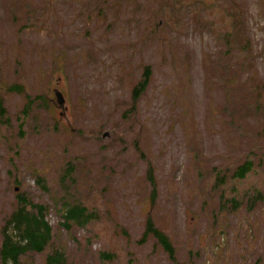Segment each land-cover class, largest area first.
Returning a JSON list of instances; mask_svg holds the SVG:
<instances>
[{"label":"rangeland","instance_id":"rangeland-1","mask_svg":"<svg viewBox=\"0 0 264 264\" xmlns=\"http://www.w3.org/2000/svg\"><path fill=\"white\" fill-rule=\"evenodd\" d=\"M0 106V245L23 196L67 264H264V0H0Z\"/></svg>","mask_w":264,"mask_h":264},{"label":"trees","instance_id":"trees-1","mask_svg":"<svg viewBox=\"0 0 264 264\" xmlns=\"http://www.w3.org/2000/svg\"><path fill=\"white\" fill-rule=\"evenodd\" d=\"M213 1V0H210ZM203 4L209 0H201ZM202 22V20H201ZM233 40L236 44L241 41V33L238 30L236 22L232 23ZM246 61V59L244 60ZM150 80V72L145 69L142 79L132 89L130 94L131 110L136 107L138 99L144 94ZM20 89H19V88ZM15 89L24 93L21 86H16ZM13 90V89H12ZM27 104L23 110V116L26 117L29 108L34 104L28 95H25ZM4 109L0 106V118L2 123V114ZM251 171V163L245 162L241 164L231 176L232 180L239 181L240 184L244 181ZM68 177L65 176L64 180ZM219 184H225V177L218 176ZM146 179L150 186V201L154 204L156 199V181L153 177V169L150 164L147 166ZM238 184L234 187V192L239 193ZM217 185V184H216ZM18 207L10 214L4 221L1 228V245H0V264H23V259L31 254L46 253V249L52 245V228L46 219L47 209L43 205L33 204L27 198L20 196ZM62 223L65 228H68L67 223L71 222L72 225L78 227H85L89 222L95 219V215L87 210L86 207L80 205L65 204L62 209ZM153 237L156 244L165 251L170 260H174L173 247L161 231H159L150 216L146 218L144 231L140 242ZM65 252L62 248L56 249L45 257V264H67Z\"/></svg>","mask_w":264,"mask_h":264}]
</instances>
